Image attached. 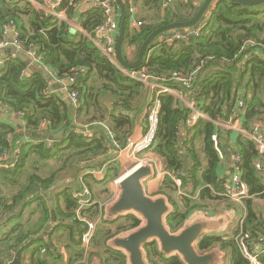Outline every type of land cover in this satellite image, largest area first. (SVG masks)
<instances>
[{"label": "trees", "instance_id": "1", "mask_svg": "<svg viewBox=\"0 0 264 264\" xmlns=\"http://www.w3.org/2000/svg\"><path fill=\"white\" fill-rule=\"evenodd\" d=\"M79 2L81 0H62L61 9L65 10L67 19ZM138 2L142 11L140 20L144 22L139 29L130 27L124 3L123 50L134 47L135 60L142 43L155 29L186 23L195 17L201 6L200 0ZM95 9L80 20L83 31L71 39L66 21H58L25 0H0V42L7 36L5 29L11 27L18 34L22 53L36 49L56 80L67 84L69 78L78 75L68 89L79 97L74 107L63 93H45L51 89V79L45 78L41 69L27 73L29 65L12 49L4 50L7 53L1 57L0 68V264H9L7 262L14 259L18 264H63L62 246L67 264H92L96 258L98 264H127L124 253L111 248L109 241L138 228L140 220L127 214L104 221V207L99 208L97 203L92 205L89 196L86 198H90V204L79 207L86 187L92 191L94 186V196L103 191L102 185L119 177L118 165H111L108 171L105 167L101 176L92 171L97 169L96 165L101 168L107 161L109 133L123 145L133 129L143 122L149 91L141 82L126 76L95 46V31L104 22L101 9ZM255 51L264 52V3L245 6L217 0L197 34L171 41L155 39L148 46L142 65L133 70L144 69L153 78L165 79L159 83L179 89L181 85L168 81L172 74L187 76L199 69L193 88L199 89L197 100L206 102L202 110L211 120H226L236 97L244 93V126L248 128L264 118V56H257ZM159 100V125L152 151L164 160L166 168L182 184L190 180L194 186H205L199 193V201L211 200L213 196L207 186L219 191L221 180L219 154L211 136L217 134L220 140L224 138L223 144L227 143L228 148L219 144L218 149L226 155L228 131L200 120L186 132L183 123L189 110L180 108L177 99L170 94H162ZM11 112L23 113L22 120L10 117ZM83 131L92 135L84 137ZM184 132L189 137H185ZM39 135L60 138L50 140ZM234 142L235 152L242 158V180L247 183L250 195L243 202L245 217L241 232L264 246V215L256 212L253 203L254 199L264 200V185L253 167L257 155L255 145L242 137L235 138ZM17 147L20 148L17 164L14 168H3L12 161ZM175 189L172 179L167 177L157 193L177 207V211L166 218L171 234L179 231L188 211L196 207L190 200H183L184 208H190L185 213L179 212L178 203L171 197ZM51 210L55 211L57 221L51 231L47 230L46 238L43 233L51 221ZM81 218L89 221L101 218L90 242L95 250L87 254L81 250L80 240L86 230ZM116 223L122 226L114 234L105 230V224ZM238 233L229 238L204 236L197 242L198 251L204 254L217 249L228 255V264H249L235 240ZM54 236L66 243L55 244ZM144 259L147 264H183L177 256L164 258L156 243L144 247ZM258 262L264 264V252L258 256Z\"/></svg>", "mask_w": 264, "mask_h": 264}, {"label": "built area", "instance_id": "2", "mask_svg": "<svg viewBox=\"0 0 264 264\" xmlns=\"http://www.w3.org/2000/svg\"><path fill=\"white\" fill-rule=\"evenodd\" d=\"M25 1H28L36 9H43L47 11L58 21L66 20L65 10L61 9L62 0ZM133 1L134 0H122L123 4L126 3L129 19L131 20L133 28L139 29L143 25V22L135 21L134 23L136 7L134 6ZM81 2L95 5L99 9H101L103 13L104 22L100 27L96 29V37L93 39L95 46L102 52L104 56H106L112 63H114L119 69H121V71L126 76L141 82L145 87H150L153 90V96L150 97L145 107L144 120L142 122L143 130H141L138 138L134 141L128 139V141L121 145L120 141L116 140L114 136L109 133L110 145L108 146V152L119 154L123 151H126L130 158L137 160V164L134 166V168H136L138 165L140 166L147 164L145 160L142 162H138L137 157L151 151L155 147L156 135L159 125V112L161 107L159 97L162 94H170L177 99L180 108L184 107L185 109L189 110L186 122L183 123L184 130L186 132L189 131V129L193 128L198 121L207 120L213 123L219 129L231 132L237 136L254 142L257 155L253 161V167L256 171L259 172L261 182L264 185V119L253 122L248 128L244 126L246 111V105L244 104L243 97L244 93H240V96L236 97L232 112L226 120H211L202 110L206 102L204 100H197L199 89L193 88V85L196 83L199 69L194 70L187 76L178 73L172 74L171 78L168 81H172L176 84L181 85V87L179 86V89H176L168 87L164 83H159V81H165V79L153 78L152 76L147 75L144 69L127 70L125 68H122L119 65L116 57V42L118 38L120 22L119 10L117 5H115L114 1L112 0H81ZM6 33L7 28L5 29V34ZM193 34H197V32ZM180 38L186 39L187 36ZM17 39L18 34L15 32V30L12 29L10 38H7L6 36V38L2 42H0V51L12 49L14 52L22 53L23 50H21V46L17 42ZM249 44H252V42H249ZM23 54L30 59L33 65L39 66L50 77L55 78L53 72L43 64L40 57L37 55L36 49L31 48ZM2 65L3 59H0V68L2 67ZM77 78L78 75L72 76L67 80V84L62 88V93L66 96L69 103L74 107H77L79 103V97L75 91L69 90L68 86L75 83ZM48 90H46L45 93L51 94L54 92L51 89ZM11 115L16 117V119L22 120L24 114L11 112ZM81 134L84 137H90L92 135L89 131H83ZM184 136L189 137L187 134H185ZM211 140L213 141L215 150L219 154V158L222 159L223 156L218 149L220 139L217 134H213L211 136ZM13 154L14 156L12 161L8 164H4L2 166L3 168H14L19 160L20 148L17 147L16 149H14ZM7 158L8 156L5 157V159ZM241 165V156L234 152L230 158V164L228 167L229 174L227 178H223L220 182L221 196L235 203H242L244 200L249 199L250 197L249 187L247 183L242 180ZM122 177L116 179L114 181V184H118ZM89 204V201L80 200L79 209L84 208ZM80 220L85 224L86 228L80 240L81 248H85L83 251L86 252L88 250L87 247L89 246L95 232V223L83 218H81ZM242 222L243 221L239 223L240 232L235 236L239 251L241 255L249 262V264H260L258 262V256L264 252V246H262L260 251H256L253 242L248 238V236L243 235V233L241 232ZM12 262L13 261H8L7 263L10 264Z\"/></svg>", "mask_w": 264, "mask_h": 264}, {"label": "crops", "instance_id": "3", "mask_svg": "<svg viewBox=\"0 0 264 264\" xmlns=\"http://www.w3.org/2000/svg\"><path fill=\"white\" fill-rule=\"evenodd\" d=\"M183 1H186V0H183ZM203 2H204V0H200L199 4L201 5ZM216 2H217V0L214 3H212V7H214ZM133 3H134V6L136 7V15L134 16V23H135V21L143 22L142 20H140V18L142 16V14H141L142 11L139 7L140 3L138 2V0L133 1ZM96 7L97 6L92 5L90 3L79 2L76 4V6L73 8L72 15H70V17L68 19L66 17V20H65L67 22L68 27H69V36L71 39H73V37H75V35H77L78 33L83 31L81 26H80V20L84 19L88 13L94 12L96 10L95 9ZM129 24H130V27L133 28L130 19H129ZM8 28L9 27H7V38H10L11 30H9ZM135 29H137V28H135ZM158 40L162 41V38H158ZM123 51H124L123 56H125L126 59L129 61L128 63L135 60V57H134L135 56V48L134 47H124ZM5 53H7V52H5ZM255 53L257 56H264V52L255 51ZM4 54H0V59H1V57L3 58L2 55H4ZM29 69L30 70L27 73H30L32 71L36 72L38 69H41V68L37 65L32 64L29 66ZM41 70L43 71V69H41ZM49 78L51 79L50 85H49L51 90H53L55 92H59L60 94H62V88L66 85L65 82H60V81H58L55 78L50 77V76H49ZM146 88L149 91L148 98L150 99V97L153 96V90L150 87H146ZM149 99H147V101ZM10 117H12V115H10ZM10 119L14 120L16 122L15 119H13V118H10ZM141 130H143L142 129V123L140 124V126H137L133 129L132 133L127 137L125 142L128 141V139L131 141L136 140L138 138ZM183 130H184V127H183ZM228 133H229L228 134L229 135V150L227 151L226 155H224V153L222 154V156H223L222 159L219 158L220 164H219L218 172L220 175L219 179H221L220 182L222 181L223 178H227V176L229 174L228 167L230 164V158H231V155L236 151V145H235L234 139L240 137V136H237L231 132H228ZM184 135H185V132H184ZM25 139H26V136H25ZM223 140H224V138L222 140H220L221 146L224 147V145H225L227 147V143L223 144ZM198 148H200V145ZM106 157H108V158H106ZM138 157L143 158V159H138V162L139 161L142 162L145 160L147 162V164H144V165L149 166L150 171H151L150 175L142 181L143 191H144L145 195H147L148 197H151L152 199L162 198V196L157 195V193L159 192L160 188L162 187L165 178L170 177V179H172V181L176 187L173 194H171V197H172V199H174L175 202L178 203V206H179L178 211L185 213L190 208V207L188 209L184 208L185 203L183 202V200L188 199V200H190L191 204H194L196 206L194 209H191L188 211L189 214L187 215V218L185 219L183 225L181 226V228L179 229V231L177 233H180L182 230H184L186 228L196 226L198 228L199 237L197 238V240L194 242V245H193V247L195 248V252L198 255H210L212 257V260L215 261L213 264H228V255L226 253H221L217 249H212V250L205 252L204 254H201L198 251L197 242L199 241L200 238H202L204 236H222V237L229 238V237H232L236 232L238 233L239 223L241 221H243L244 217H245V208L243 206L244 201L242 203H235L233 201H230V200L221 196L220 190L217 191L218 189H213V188L207 186L210 189V192H211V195L213 196V198L211 200H206V201L201 202L198 200V196H199L200 191L203 188H205V186H194L190 180L187 183L182 184L181 180L179 178L175 177V175L166 168V164H165L164 160L161 159L156 154H154V152L152 150L145 153V154L139 155ZM105 158L107 159V161L105 162V165L101 168V170L105 171V167H106V170L108 171V169L111 167V165H118L121 175L123 173H125L130 166L137 164V160L130 158L126 151H123L119 154L107 151V156H105ZM204 166H205V162H203V164H202V167H204ZM98 169H99V166L97 167L96 170H98ZM133 169H134V167L131 170H133ZM130 171H128V173ZM128 173H126V174H128ZM120 176L118 178H120ZM112 184H111L112 190H114L113 189L114 187H116L118 190V188H119L118 184H116V185L114 183H112ZM110 190H111L110 187H108L106 193L102 194L103 191H98L93 196L94 203H97L99 208H101L102 206L104 207V210H103V220L104 221H108L109 217L114 219L116 216L115 214L112 213V209H111L113 203L101 202L102 203L101 204L98 202L99 197L106 195V194L110 195L111 194ZM82 196L84 197L83 199H86V196H88V195L84 191ZM226 200L230 201V202H226ZM257 202L264 204V200L254 199L253 200L254 207H255V204ZM168 205H169V215L171 213L177 211L176 206H172L171 204H168ZM255 210H256V208H255ZM262 211L264 212V210H262ZM256 212L260 215H264V213L261 211L258 212L256 210ZM55 216H56V214H55ZM56 221H57V218H56ZM99 222H101V218H100ZM141 222H142L141 223V225H142L144 223V221L142 220ZM51 224H52V214H51V221L47 224V226L45 228V232L48 233V231L50 230L49 227ZM104 226H106V227L117 226L116 227V229H117L118 227L122 226V224L121 223H116L113 225L105 224ZM45 232L43 233L44 237L47 235V234L45 235ZM126 236L127 235H125V233H121V234L117 235L115 238H113L112 240L109 241L110 247L125 253L123 250H121L119 247H117L115 245V240L120 239L122 237H126ZM250 240L253 242L256 251H260L262 248V245H260L256 241H253L252 239H250ZM46 242H47V239H46ZM55 244H57V243H55ZM157 247L159 248L158 245H157ZM60 248H61V252L63 254V257L65 258V256H66L65 255V249L63 246ZM159 250H160V248H159ZM161 253L163 254L164 258H169L171 256H177L181 259L182 263L185 264L184 261L182 260V258L180 257V255H178V254L165 255L163 252H161ZM125 255H126V253H125ZM66 258H67V256H66ZM154 260H156L158 263L160 262V260L157 258H155ZM127 262H128V258H127ZM92 264H98V258H96ZM146 264H147V262H146ZM209 264H212V263H209Z\"/></svg>", "mask_w": 264, "mask_h": 264}, {"label": "water", "instance_id": "4", "mask_svg": "<svg viewBox=\"0 0 264 264\" xmlns=\"http://www.w3.org/2000/svg\"><path fill=\"white\" fill-rule=\"evenodd\" d=\"M119 10L120 22L119 33L116 42V57L121 67L127 70L139 68L144 60L148 46L157 38L163 41H169L185 37L198 31L206 22V17L212 9V3L215 0H204L195 17L186 23H172L155 29L142 43L138 50L137 59L128 63L123 57V40L126 25V11L122 0H113ZM234 3L245 6H255L264 3V0H229ZM12 30L11 27L8 28ZM11 42V40H10ZM8 51V50H7ZM7 51H0L4 54ZM15 55L23 59L29 66L32 64L30 59L21 52H14ZM45 78H49L46 72H43ZM65 99H67L65 97ZM39 138L46 137L50 140L60 138L51 135H39ZM150 167L140 165L138 168L131 170L118 182L119 196L112 204V213L115 218L109 217L108 221H113L127 214L133 215L144 223L129 232L126 237L115 240V245L123 250L124 255L128 258L127 264H146L144 260V247L150 243H156L161 252L165 255L178 254L185 264H209L214 263L210 255H198L193 247L194 242L199 237L196 226L186 228L180 233L171 234L166 227V218L169 216V203L164 197L152 199L145 195L142 181L150 175ZM52 224L56 221L54 210L51 211ZM142 219V220H141ZM142 223V222H141ZM51 224V225H52ZM51 225L49 229H51ZM48 234L45 232V235ZM117 250V249H115ZM12 264H18L14 259Z\"/></svg>", "mask_w": 264, "mask_h": 264}, {"label": "rangeland", "instance_id": "5", "mask_svg": "<svg viewBox=\"0 0 264 264\" xmlns=\"http://www.w3.org/2000/svg\"><path fill=\"white\" fill-rule=\"evenodd\" d=\"M151 15H152V13H151ZM152 16H154V15H152ZM144 112H145V109L143 110V115H142V120H144ZM140 117V116H139ZM140 126V125H139ZM145 154V153H144ZM144 156V155H143ZM137 159H143V158H139V157H137ZM136 165V164H135ZM135 165H132V166H130L128 169H127V171L125 172V173H123L120 177H122L123 175H125L126 173H128V171H130ZM97 167H98V165H96ZM100 168V167H99ZM102 168V167H101ZM101 168L99 169V170H94V171H92L93 173H95V174H97V175H99V176H101V174H102V172L101 171H103V170H101ZM101 170V171H100ZM112 183H114V181H111V182H108L106 185L104 184V185H102L101 186V188H102V190H103V192H102V194H104V193H106L107 192V189H108V187H110V191H111V194L110 195H108V194H106V195H103V196H101V197H99L98 198V202L99 203H101V202H107V203H114L115 201H116V199L118 198V196H119V194H120V190H119V188H118V190H117V188L116 187H114L113 189L114 190H112V187H111V184ZM113 185V184H112ZM93 190H94V186H93ZM92 190V191H93ZM92 191L90 190V189H88L87 187H86V189H85V193L91 198V200L93 201L92 202V205L94 204V199H93V196H92ZM81 200H86V201H89L90 199H81ZM90 202V201H89ZM226 202H230V201H226ZM102 204V203H101ZM255 208H256V210L259 212V211H261V212H263L262 210H264V204H262V203H259V202H257L256 204H255ZM264 213V212H263ZM93 222L95 223V227L97 226V225H99L100 224V222L97 220V219H95V220H93ZM106 229V231L107 232H109V233H111V234H114V232L116 231V227L117 226H109V227H106V226H104ZM49 231H51V229L49 230ZM47 236H48V234L45 236L46 238H47ZM52 241L53 242H55V243H66L65 241H58V239H57V237L56 236H54L53 238H52ZM88 248V250L86 251V252H84L85 254H87V252L89 253V252H94V246L92 245V246H90V244H89V246L87 247ZM85 248H81V250H84ZM62 253V252H61ZM63 255V254H62ZM64 258V257H63ZM14 261V260H13ZM10 264H12V263H10ZM63 264H67L66 263V256H65V258H64V260H63Z\"/></svg>", "mask_w": 264, "mask_h": 264}, {"label": "bare ground", "instance_id": "6", "mask_svg": "<svg viewBox=\"0 0 264 264\" xmlns=\"http://www.w3.org/2000/svg\"><path fill=\"white\" fill-rule=\"evenodd\" d=\"M138 167H139V165H138L136 168H138ZM136 168H134V169H136ZM134 169H133V170H134Z\"/></svg>", "mask_w": 264, "mask_h": 264}, {"label": "clouds", "instance_id": "7", "mask_svg": "<svg viewBox=\"0 0 264 264\" xmlns=\"http://www.w3.org/2000/svg\"><path fill=\"white\" fill-rule=\"evenodd\" d=\"M120 65V64H119ZM121 66V65H120Z\"/></svg>", "mask_w": 264, "mask_h": 264}]
</instances>
